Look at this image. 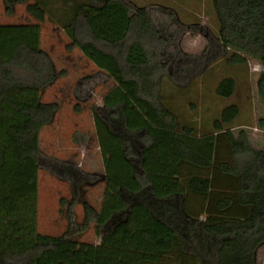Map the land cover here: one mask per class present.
I'll list each match as a JSON object with an SVG mask.
<instances>
[{"label": "trees", "instance_id": "trees-1", "mask_svg": "<svg viewBox=\"0 0 264 264\" xmlns=\"http://www.w3.org/2000/svg\"><path fill=\"white\" fill-rule=\"evenodd\" d=\"M29 1L11 0L26 4L39 24L0 25V264L201 263L189 242L214 253L217 264H257L264 150L246 132L234 135L240 107H225L209 134L180 122L161 98L167 65L158 59L170 43L145 7L127 0ZM212 2L226 62L248 66L231 48L260 60L264 98V0ZM46 21L65 32L68 49L78 48L115 82L103 98L114 123L94 116L106 180L102 206L85 203L79 223L77 201L69 203L68 226L58 237L38 233L37 222L40 134L56 113L42 101L55 78L41 45ZM236 89L228 77L216 93L230 99ZM136 134L137 142L128 138ZM93 224L100 243H79Z\"/></svg>", "mask_w": 264, "mask_h": 264}, {"label": "rangeland", "instance_id": "rangeland-1", "mask_svg": "<svg viewBox=\"0 0 264 264\" xmlns=\"http://www.w3.org/2000/svg\"><path fill=\"white\" fill-rule=\"evenodd\" d=\"M127 2L135 9L145 7L170 43L158 59L167 65L166 71H161V98L180 122L194 126L198 135L209 134L223 109L237 104L241 114L233 124L234 135L238 137L244 131L256 150H264V98L257 87L263 65L250 54L233 48L231 52L248 59V66L233 67L226 62L227 52L219 43L212 0ZM10 24L39 23L28 14L26 4L0 0V25ZM40 26L42 49L52 60L55 77L42 101L54 105L56 113L40 134L37 222L38 233L58 237L68 226L69 203L77 201L74 210L79 223L85 218V203L98 210L102 206L106 180L94 116L98 114L114 123L103 98L115 82L78 48L68 49L71 41L59 26L49 21ZM228 77L236 79L237 89L233 97L223 99L216 88ZM138 137L136 134L128 138L137 142ZM123 195L128 198L125 192ZM121 219L117 217L114 222ZM76 239L94 245L101 240L94 224ZM187 250L198 255L201 252L198 264H217L214 253L206 252L207 248L201 250L195 242H189ZM256 262L264 264V246L258 250Z\"/></svg>", "mask_w": 264, "mask_h": 264}, {"label": "crops", "instance_id": "crops-1", "mask_svg": "<svg viewBox=\"0 0 264 264\" xmlns=\"http://www.w3.org/2000/svg\"><path fill=\"white\" fill-rule=\"evenodd\" d=\"M237 137V136H236ZM249 141H250V138H249ZM251 143V142H250ZM252 145V144H251Z\"/></svg>", "mask_w": 264, "mask_h": 264}]
</instances>
